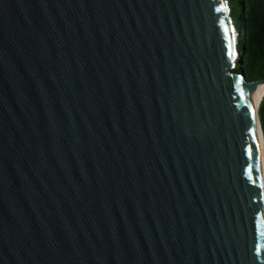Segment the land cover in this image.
<instances>
[{"label": "water", "instance_id": "obj_1", "mask_svg": "<svg viewBox=\"0 0 264 264\" xmlns=\"http://www.w3.org/2000/svg\"><path fill=\"white\" fill-rule=\"evenodd\" d=\"M238 37L229 0H0V264H264Z\"/></svg>", "mask_w": 264, "mask_h": 264}, {"label": "trees", "instance_id": "obj_2", "mask_svg": "<svg viewBox=\"0 0 264 264\" xmlns=\"http://www.w3.org/2000/svg\"><path fill=\"white\" fill-rule=\"evenodd\" d=\"M229 5L239 32L235 71L248 81L264 80V0H229ZM258 109L264 136V99Z\"/></svg>", "mask_w": 264, "mask_h": 264}, {"label": "snow or ice", "instance_id": "obj_3", "mask_svg": "<svg viewBox=\"0 0 264 264\" xmlns=\"http://www.w3.org/2000/svg\"><path fill=\"white\" fill-rule=\"evenodd\" d=\"M223 10L224 12H228L229 8L226 3H222L220 6V9L218 11ZM221 25L224 26V33H225V39L228 41L227 47H228V56L229 58H232L236 55V53L233 51V45L235 40V31L234 29H230L223 20H221ZM236 86L239 91L240 100L243 102V106L246 109L245 114L249 116V123H248V132L251 137V142L248 143L247 148L245 149V152L247 153L248 157V166L246 168V173L249 175V179H252V170H253V149L255 147L256 150V158H255V167L257 173L259 172V143L256 140L255 136V119H256V109L254 108L251 100V94L256 91V88L258 85L254 84H244L243 77H239L236 80ZM240 105H238L239 107ZM261 188H264V184L260 185ZM264 195V193H262ZM257 255H260L261 249L257 247L256 249Z\"/></svg>", "mask_w": 264, "mask_h": 264}, {"label": "bare ground", "instance_id": "obj_4", "mask_svg": "<svg viewBox=\"0 0 264 264\" xmlns=\"http://www.w3.org/2000/svg\"><path fill=\"white\" fill-rule=\"evenodd\" d=\"M264 99V84L259 85L256 88V91H254L251 94V100L254 108L256 109V119H255V136L256 140L259 143V168L261 172V178H262V184H264V140H263V134L262 129L260 126V121L258 117V108L260 105V102ZM264 190V188H263Z\"/></svg>", "mask_w": 264, "mask_h": 264}, {"label": "rangeland", "instance_id": "obj_5", "mask_svg": "<svg viewBox=\"0 0 264 264\" xmlns=\"http://www.w3.org/2000/svg\"><path fill=\"white\" fill-rule=\"evenodd\" d=\"M237 66V65H236ZM259 110V109H258ZM258 117H259V121H260V116H259V112H258ZM260 126H261V121H260ZM262 129V127H261ZM262 133H263V130H262ZM263 139H264V136H263Z\"/></svg>", "mask_w": 264, "mask_h": 264}]
</instances>
